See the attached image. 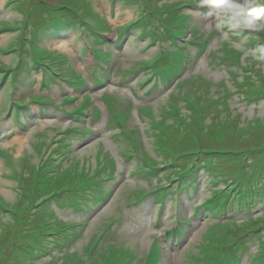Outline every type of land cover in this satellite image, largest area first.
Here are the masks:
<instances>
[{"label":"rangeland","instance_id":"rangeland-1","mask_svg":"<svg viewBox=\"0 0 264 264\" xmlns=\"http://www.w3.org/2000/svg\"><path fill=\"white\" fill-rule=\"evenodd\" d=\"M197 1L201 0H0V50H7L6 53L0 51V116H5L0 121V264H60L62 255L67 252L77 253L82 261L85 246L96 235L126 241L133 255L143 254L144 259V253L152 245L161 244L164 251L160 264H264V131L258 122L264 123V95L259 89L254 96L245 95L248 81H242L245 77L239 72V66L222 64L227 53H233L243 60L245 67L264 73V62L245 55L246 50L264 44V35L253 34L254 43L231 33L224 38L221 32L209 26L212 18L206 16L207 8L190 5ZM77 14L87 26H79V20L74 19ZM131 22L134 26L128 27ZM196 30L210 38L208 50L202 55H198L197 48L190 43L196 38ZM104 31L106 33L99 36ZM118 37L121 41L115 45ZM234 43L240 46L234 47ZM187 46L188 52L183 49ZM38 48L58 53L51 55L49 68L35 65L34 54ZM57 55L65 56L61 66L52 65ZM114 62L117 67L108 87L101 90L93 85L95 79L108 77ZM4 66L18 67V76L4 73ZM58 69L66 76L64 84L67 86L53 75ZM145 70H149L148 73ZM185 71L186 75L182 76ZM193 75L206 80L203 86L206 90L202 91L206 95L201 100L203 104L206 98L205 106L210 104L206 122L228 121L238 127L241 135L250 128L247 135L251 145L248 146L254 153L246 160L208 155L205 163L198 165V180L194 183L191 179L195 175L191 174L192 178L179 189L176 188L178 183L173 184L175 189L171 191H175L168 195L166 204H162L158 193L148 196V192L155 191L156 184L173 183L171 179L175 175L169 168L162 169L159 178L155 173L142 175L139 156L145 153L160 164L168 163L163 161L159 141L168 137L174 141L178 122L164 109L175 97V104L182 107L184 115L191 113L188 103L200 101L201 92L187 93L191 88L189 84L179 86L180 92L174 87L180 76L188 79ZM143 79L144 86L139 87L138 82ZM13 82H17V89L12 88ZM85 92L93 97L101 115L98 119L89 115L82 123H77L69 112L73 106L76 110L86 98L88 100ZM104 92L112 96L113 105L103 103ZM72 93L79 101H73L72 107L60 105L64 99L73 100V95L63 97ZM218 97L223 105L213 104L212 100ZM41 102L46 103L29 105ZM129 103L131 119L127 128H137L142 133L146 130L142 135L143 152L140 136L135 134L134 138L138 136L136 149L142 153L138 156L134 151L132 157L127 156L129 140L118 133L109 115V109L120 110ZM18 106L27 108L17 111ZM141 106L153 110L149 119L139 114ZM149 120L158 121L168 137L153 134ZM79 126L83 131L89 129V137L80 138L72 132V128ZM64 141L69 146L63 150ZM99 145L115 159L114 181L104 182L107 173L98 175L96 180L92 176ZM171 146L168 142L167 147ZM207 146L215 148L216 145L209 142ZM220 147L232 151L223 143ZM239 150L241 148L237 147L236 152ZM61 151L78 158L70 161L69 167L61 165V168H70L73 163L81 165L87 159L86 168H94L91 176H79L72 181V177L61 175L64 181L60 184L46 179L39 182L35 175L33 177V170L35 173L44 163L45 171H60L56 167L59 162L53 163L50 157L58 156ZM19 175H23L24 185L34 194V200L48 195L52 189L63 194L45 202L32 216L31 204L24 198L28 194L24 185L18 189ZM227 179L240 182L232 186L233 193L222 190ZM36 182L41 184L40 188L35 187ZM82 190H87L86 197ZM110 192L114 194L109 200ZM184 200L187 211L183 210ZM181 211V217L191 215L192 222H178ZM37 216L40 224L29 229V220L34 221ZM49 221L56 232L61 231V223L87 224L81 235L80 228L65 226L64 230L73 229L69 233L79 235L78 239H60L62 244H53V239L50 240L52 246L47 248L44 244L50 245L43 244L38 230L39 226L46 229ZM193 223L194 235L184 237V230L179 227L185 225L189 230ZM8 227L13 230L11 235H6ZM172 229L187 239L184 244L183 238L169 237L167 233ZM217 231L222 232L216 235ZM237 236L240 246L233 247L232 241ZM39 240L41 245L37 244ZM31 246H36L35 252L31 251ZM138 261L140 259L136 258L135 262Z\"/></svg>","mask_w":264,"mask_h":264},{"label":"trees","instance_id":"trees-1","mask_svg":"<svg viewBox=\"0 0 264 264\" xmlns=\"http://www.w3.org/2000/svg\"><path fill=\"white\" fill-rule=\"evenodd\" d=\"M67 1H69V0H67ZM74 19H76V17ZM26 48L28 49V47H26ZM21 55H23V54H21ZM21 61H22V58H21ZM19 65H21V64H19ZM16 69L19 73L18 67ZM4 73L10 74L9 71H4ZM244 77H245V80L243 82L248 81V86L253 88L252 91H248L245 88L244 93L246 95L254 96L256 94L257 89H259V92H261V94L264 95V76L263 75H259V76H257V78H254V77L249 76V75H244ZM173 99H174V102H176L175 98H173ZM192 117H193V114H192ZM258 122L261 123L262 126H260V127L264 131V123L261 120H259ZM195 129H196V125H195L194 120H192L191 124L187 125V129H185V128L183 129L184 130L183 135L181 134L182 136L176 139L178 141V144L181 145L180 148L176 147L175 145H172L171 147H167L168 141H166V140L159 142V145H160L159 150H161L163 152V161L168 162V163H172V166L169 168L170 172H173L174 175H179L182 179H186V177H188L187 171H188L189 167H191L188 165L189 163L192 162V163L196 164V162H198V165L201 164V162L205 163L208 155L213 154V155H216V157H221V155H226L230 159H235V160L236 159H245L246 160L247 158H249L250 154L254 153V150L250 149V147L248 146V144H250V141H249V135H247V134L250 132V128L246 129L244 131L243 135H241L239 130H237V129H235V130L229 129V128L226 129V127H224V124H222L220 127H218L215 130V132H210L211 129L206 128L204 134L207 138V141L205 140L206 144H205V146L203 145V147L201 149H200L199 143L196 139ZM175 130H177V129H175ZM230 133H231V137H230ZM232 133H233V136H232ZM244 135L246 137H244ZM258 141H259V139H258ZM209 142L211 144L218 145L219 149H217L216 147L215 148L208 147L207 144H209ZM225 142H228L227 145L232 148V151H229L228 149L225 150V149H222L220 147V145L222 143L224 145ZM242 142H243V144H242ZM237 147H240L241 150L236 152ZM242 156H245V157H242ZM177 158L184 161L182 167L180 165L179 166L175 165L176 163H178ZM174 160L177 161L175 164H174ZM178 168H179V170H177ZM140 169H142L141 170L142 172H144V171L147 172V169H145V166L143 165V163H142V166ZM42 173L43 172H36L33 174V176L35 175L36 177L44 178V176H41ZM71 173H72V171H71ZM78 174H79V172H76L74 174L69 175L68 177H72V179L75 180L77 178ZM36 186L39 188L40 184L36 182L35 187ZM13 219H15V218H13ZM33 219H34L33 223H38V221H39L38 216H37V219L36 218H33ZM8 228H9V232H7L6 235H11L13 230L10 227H8ZM42 240H44V239H42ZM37 244L41 245L42 243L39 240V241H37ZM35 247L36 246L30 247V249H32L31 250L32 252L36 251ZM125 252H127V251L126 250L121 251L119 257H121V255H123ZM116 257H117L116 254L113 255L112 258H111V256L105 257V259L103 260V264H111L113 259Z\"/></svg>","mask_w":264,"mask_h":264},{"label":"clouds","instance_id":"clouds-1","mask_svg":"<svg viewBox=\"0 0 264 264\" xmlns=\"http://www.w3.org/2000/svg\"><path fill=\"white\" fill-rule=\"evenodd\" d=\"M201 3L208 9L206 16L212 18L209 26L224 38L231 33L247 40L253 34L264 33V0H201ZM245 55L264 62V44L246 50Z\"/></svg>","mask_w":264,"mask_h":264}]
</instances>
